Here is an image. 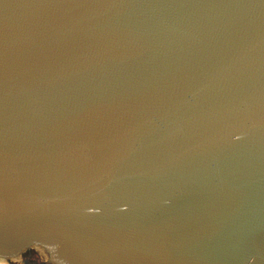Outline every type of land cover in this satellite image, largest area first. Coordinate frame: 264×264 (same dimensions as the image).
<instances>
[{"label": "water", "instance_id": "1", "mask_svg": "<svg viewBox=\"0 0 264 264\" xmlns=\"http://www.w3.org/2000/svg\"><path fill=\"white\" fill-rule=\"evenodd\" d=\"M35 248L264 264V0H0V260Z\"/></svg>", "mask_w": 264, "mask_h": 264}, {"label": "rangeland", "instance_id": "2", "mask_svg": "<svg viewBox=\"0 0 264 264\" xmlns=\"http://www.w3.org/2000/svg\"><path fill=\"white\" fill-rule=\"evenodd\" d=\"M36 250H37V253H36ZM36 250L32 249L30 251L24 252L23 253V255H24L23 261H24L25 256H26L29 258V261H31V263H34V264H50V263H47V261H45L46 257H45V253H43L44 251L41 249H38V248ZM14 263H16V262H14ZM14 263L11 262V263H5V264H14Z\"/></svg>", "mask_w": 264, "mask_h": 264}, {"label": "flooded vegetation", "instance_id": "3", "mask_svg": "<svg viewBox=\"0 0 264 264\" xmlns=\"http://www.w3.org/2000/svg\"><path fill=\"white\" fill-rule=\"evenodd\" d=\"M26 251H30V250H26ZM26 251H25V252H26ZM23 263H26V264H34V263H31V261H29V258L26 257V256H25L24 261H22V262H16V263H14V264H23ZM4 264H5V263H4Z\"/></svg>", "mask_w": 264, "mask_h": 264}, {"label": "bare ground", "instance_id": "4", "mask_svg": "<svg viewBox=\"0 0 264 264\" xmlns=\"http://www.w3.org/2000/svg\"><path fill=\"white\" fill-rule=\"evenodd\" d=\"M4 263H5L4 261L0 260V264H4ZM7 263H11V262H7Z\"/></svg>", "mask_w": 264, "mask_h": 264}]
</instances>
